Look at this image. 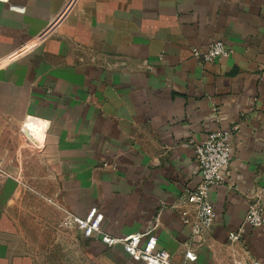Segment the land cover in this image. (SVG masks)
Returning <instances> with one entry per match:
<instances>
[{
    "label": "crops",
    "instance_id": "obj_1",
    "mask_svg": "<svg viewBox=\"0 0 264 264\" xmlns=\"http://www.w3.org/2000/svg\"><path fill=\"white\" fill-rule=\"evenodd\" d=\"M215 40L232 54L200 65L192 50ZM2 61L0 163L11 177L41 191L36 179H54L64 210L97 209L113 237L154 228L175 264L232 263L228 236L248 196L264 206V0H8ZM213 131L233 133V160L210 191L209 247L196 248L181 197L201 182L194 146ZM22 192L0 175V264H33L11 221ZM246 246L264 264V225Z\"/></svg>",
    "mask_w": 264,
    "mask_h": 264
},
{
    "label": "built area",
    "instance_id": "obj_2",
    "mask_svg": "<svg viewBox=\"0 0 264 264\" xmlns=\"http://www.w3.org/2000/svg\"><path fill=\"white\" fill-rule=\"evenodd\" d=\"M20 12H24V9ZM192 54L200 65H206L217 59L229 57L232 50L224 41L215 40L207 49L194 48ZM3 63L5 61L0 63V68ZM232 134V132L213 131L207 135L204 142L194 146V156L201 173V182L195 189L187 190L181 197L182 205L185 206L181 212V219L185 226L190 227L194 238H198L196 248L205 242L217 220L215 208L210 201V191L213 187L221 186L226 182L223 170L232 164ZM0 175L19 182L18 178L11 177L2 163H0ZM247 204V213L242 225L228 236L234 252L231 264H261L250 256L246 246L247 233L264 225V206L261 195L258 192L250 194ZM64 213L67 223L74 226L84 237L100 239L108 247L121 246L124 252L135 261L144 264H175L168 251L158 248V238L154 228L145 233L116 238L102 230L104 215L98 213L95 208L91 209L85 217H78L66 210ZM196 248H189L186 251L187 260L195 259Z\"/></svg>",
    "mask_w": 264,
    "mask_h": 264
},
{
    "label": "rangeland",
    "instance_id": "obj_3",
    "mask_svg": "<svg viewBox=\"0 0 264 264\" xmlns=\"http://www.w3.org/2000/svg\"><path fill=\"white\" fill-rule=\"evenodd\" d=\"M18 180L23 194L19 193L18 204H14L11 221L33 264H130L122 255L110 254L83 241L76 228L67 223L61 206L64 197L54 190L57 181L36 179L43 185L41 191V187L33 186L34 179L19 177ZM201 247L209 246L204 242ZM229 248L233 257L230 243Z\"/></svg>",
    "mask_w": 264,
    "mask_h": 264
},
{
    "label": "bare ground",
    "instance_id": "obj_4",
    "mask_svg": "<svg viewBox=\"0 0 264 264\" xmlns=\"http://www.w3.org/2000/svg\"><path fill=\"white\" fill-rule=\"evenodd\" d=\"M6 1H8V0H0V2H6ZM11 8V7H10ZM24 8H21V7H19V6H17V8H15V9H12V10H15V11H19L20 12V10H23Z\"/></svg>",
    "mask_w": 264,
    "mask_h": 264
}]
</instances>
